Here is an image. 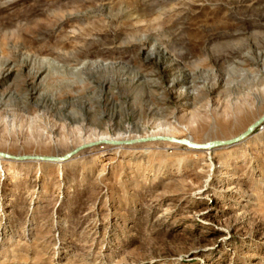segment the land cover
Here are the masks:
<instances>
[{
	"label": "rangeland",
	"instance_id": "rangeland-1",
	"mask_svg": "<svg viewBox=\"0 0 264 264\" xmlns=\"http://www.w3.org/2000/svg\"><path fill=\"white\" fill-rule=\"evenodd\" d=\"M263 115L264 0H0V264H264V123L156 140Z\"/></svg>",
	"mask_w": 264,
	"mask_h": 264
},
{
	"label": "water",
	"instance_id": "water-1",
	"mask_svg": "<svg viewBox=\"0 0 264 264\" xmlns=\"http://www.w3.org/2000/svg\"><path fill=\"white\" fill-rule=\"evenodd\" d=\"M263 123H264V115L259 120H257L255 123L250 125L246 129V131L243 134L239 135L237 138H234V139H231L228 141L212 142V143L204 144V145L194 144V143H191V142L184 140V139H174V138H166V137H160V138H157L156 140L162 141V142H169V143L184 145L190 149L198 150V151L213 149L216 147L233 146V145L238 144L241 140L247 138L255 129L260 127L261 124H263ZM71 155H72V153L66 155L65 157H62L61 161L67 159ZM0 156L3 158H6V159L14 160L13 157H10V156L4 155V154H0ZM32 159L37 160V161H47V162L55 161V158H46V157H36V158H32Z\"/></svg>",
	"mask_w": 264,
	"mask_h": 264
},
{
	"label": "bare ground",
	"instance_id": "bare-ground-1",
	"mask_svg": "<svg viewBox=\"0 0 264 264\" xmlns=\"http://www.w3.org/2000/svg\"><path fill=\"white\" fill-rule=\"evenodd\" d=\"M9 70H10V69H9ZM247 138H248V137H247ZM247 138L241 140L238 144H243L244 140H246ZM167 143H169V142H167ZM171 144H175V143H171ZM238 144H236V145H238ZM177 145H180V144H177ZM192 150H193V149H192ZM207 150H209V149H207ZM73 151H74V150H72L71 152L65 154V155L62 156V157H65L66 155L72 153ZM196 151H198V150H196ZM200 151H201V150H200ZM202 151H203V150H202ZM206 154H207V153H206ZM62 157H56V158H55V161H53V162H51V163H63V162H65V161H67L71 156H69L67 159L61 161V158H62ZM49 163H50V162H49ZM225 190H226V189H225Z\"/></svg>",
	"mask_w": 264,
	"mask_h": 264
}]
</instances>
